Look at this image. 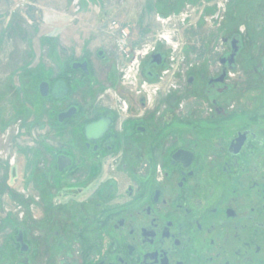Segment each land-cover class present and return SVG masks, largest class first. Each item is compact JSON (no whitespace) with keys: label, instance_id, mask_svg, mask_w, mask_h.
I'll list each match as a JSON object with an SVG mask.
<instances>
[{"label":"flooded vegetation","instance_id":"1","mask_svg":"<svg viewBox=\"0 0 264 264\" xmlns=\"http://www.w3.org/2000/svg\"><path fill=\"white\" fill-rule=\"evenodd\" d=\"M220 1L204 65L171 71L164 51L134 45L112 80L122 88L87 107L74 95L87 58L47 82L50 131L69 139L44 150V179L29 169L24 202L0 206L14 264H264V0Z\"/></svg>","mask_w":264,"mask_h":264},{"label":"rangeland","instance_id":"2","mask_svg":"<svg viewBox=\"0 0 264 264\" xmlns=\"http://www.w3.org/2000/svg\"><path fill=\"white\" fill-rule=\"evenodd\" d=\"M220 3V0H0V206L12 210L15 202H24L17 189L33 184L28 177L29 169L31 174L44 179L50 158L44 150L59 149L69 139V135H55L53 126L50 131L49 124L53 123L50 110L54 105L48 107L46 98L40 96L41 81L52 84L61 75L65 62L87 58L90 74L74 92L76 97L77 91H81L79 94L86 101L83 106L87 107L100 95L108 101L122 88L119 81L112 80L120 74L124 63L130 64L126 54L134 45L141 47L142 52L164 51L171 71L193 59L204 65L210 46L219 42ZM181 12L190 14L182 21L178 16ZM167 32L170 41L161 37ZM97 51L106 57L102 60ZM131 73L135 74L133 70ZM169 83L166 79L165 88ZM12 157L16 159L13 166ZM6 224L9 225L0 227V264H14L15 230L10 223ZM62 260L61 264L78 261L75 253Z\"/></svg>","mask_w":264,"mask_h":264},{"label":"water","instance_id":"3","mask_svg":"<svg viewBox=\"0 0 264 264\" xmlns=\"http://www.w3.org/2000/svg\"><path fill=\"white\" fill-rule=\"evenodd\" d=\"M77 66L79 67H83L84 69L85 68V63H82V64H77ZM76 65H74V67H77ZM48 84L47 82L45 81H42L38 84V92L40 94L41 97H44L48 94ZM66 92V86L65 84L58 80L56 81L53 86H52V89H51V95L54 97V98H59L61 96H63ZM59 120H61V115L59 116ZM102 126L101 122H96V123H93V124H90V125H87L85 127V134L87 137H89V132H91L92 130L94 129H97Z\"/></svg>","mask_w":264,"mask_h":264},{"label":"built area","instance_id":"4","mask_svg":"<svg viewBox=\"0 0 264 264\" xmlns=\"http://www.w3.org/2000/svg\"><path fill=\"white\" fill-rule=\"evenodd\" d=\"M219 8H221V3H220ZM189 14H190V13H188V12H181V13L178 14V16H179L180 19L183 21L185 18H187V17L189 16ZM167 19H169V18H167ZM158 20H160V22H165L164 19H162V20H161V19H158ZM122 34L125 35L126 32H125L124 30H122ZM161 37H162L164 40H166V41H170V39H171L170 33H168V32L165 34V36L162 35ZM173 60H174V59H173ZM132 70H133V72H134V69H133V67L131 66L130 69H129L128 74L131 76V77H130V80H133V81H134L135 74L131 73Z\"/></svg>","mask_w":264,"mask_h":264}]
</instances>
